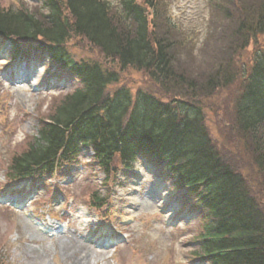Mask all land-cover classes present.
Listing matches in <instances>:
<instances>
[{"label": "trees", "instance_id": "1", "mask_svg": "<svg viewBox=\"0 0 264 264\" xmlns=\"http://www.w3.org/2000/svg\"><path fill=\"white\" fill-rule=\"evenodd\" d=\"M162 5L161 0H121L117 9L106 0H41L35 12L0 7V37L12 39L19 48L14 57L24 45L49 43L42 48L80 83L59 98L27 149L12 158L8 177L42 178L72 167L82 149L91 147L109 185L146 158L174 188L185 191L181 202L191 203L198 214L200 229L188 254L191 264H264V212L249 181L221 159L200 101L167 100L154 92L133 95L124 86L112 90L120 82L118 73L95 61L78 60L63 47L80 36L122 70L142 71L166 90L172 84L197 91V84L175 72L174 47L181 42L171 34L179 28ZM254 16L248 38L264 36V2ZM212 70L215 76L205 88L218 85L219 71L223 85L236 80L221 67ZM246 70L236 121L239 130L258 138L264 130V48L255 51ZM260 143L255 155L264 174V139ZM93 198L99 211L102 200L97 193Z\"/></svg>", "mask_w": 264, "mask_h": 264}, {"label": "rangeland", "instance_id": "2", "mask_svg": "<svg viewBox=\"0 0 264 264\" xmlns=\"http://www.w3.org/2000/svg\"><path fill=\"white\" fill-rule=\"evenodd\" d=\"M106 1L120 8L121 0ZM262 2L161 0L166 16L179 28L171 34L172 40L181 42V47H174L175 72L197 84V91L172 84L166 90L142 71L122 70L80 36H73L67 48L78 60L95 61L118 73L120 82L112 90L124 86L133 95L154 92L167 100H199L221 159L249 181L250 192L264 212V174L255 155L264 130L256 138L239 130L236 121L244 73L255 51L264 48V36L247 37ZM38 5L39 0H0V7H24L30 12L39 11ZM6 60L0 58V264H190L186 256L193 250L200 224L189 207L177 203L165 179L155 169L144 168V162L119 183L104 185L103 172L86 149L74 166L45 175L34 189L25 184L22 193L20 186L5 179L12 158L27 149L40 119H46L59 98L78 85L58 68L37 75L49 66L43 56L29 60L32 72L27 81L17 83L2 73ZM216 66L236 80L223 85L219 71L218 85L205 88ZM18 77L23 79V74ZM159 184L170 200L166 204L159 205L153 196ZM94 193L103 199L101 216L89 203ZM7 201L15 206H7ZM124 233L127 241L114 253L101 247L118 235L121 241Z\"/></svg>", "mask_w": 264, "mask_h": 264}]
</instances>
